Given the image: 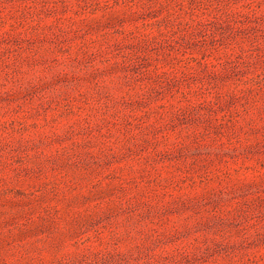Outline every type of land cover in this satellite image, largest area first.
I'll return each instance as SVG.
<instances>
[{"label":"rangeland","instance_id":"374dc122","mask_svg":"<svg viewBox=\"0 0 264 264\" xmlns=\"http://www.w3.org/2000/svg\"><path fill=\"white\" fill-rule=\"evenodd\" d=\"M0 264H264V0H0Z\"/></svg>","mask_w":264,"mask_h":264}]
</instances>
